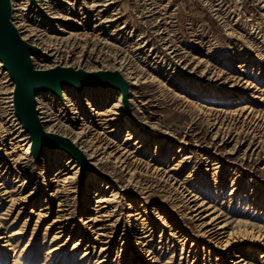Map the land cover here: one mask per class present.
Segmentation results:
<instances>
[{
  "label": "rangeland",
  "instance_id": "374dc122",
  "mask_svg": "<svg viewBox=\"0 0 264 264\" xmlns=\"http://www.w3.org/2000/svg\"><path fill=\"white\" fill-rule=\"evenodd\" d=\"M12 3L15 10H12L14 17L11 20L17 24L19 20L24 21V34L36 31L41 33L43 39L75 44L69 53H59V56L68 57L69 62L77 60L80 53H83L87 55L85 61L90 60L87 62L88 67L107 69L113 65L112 56L103 53L97 58L98 51L117 53L126 58L127 66L139 77L132 86L134 80L127 79L131 90L122 107L124 120L117 133H107L109 128H103L104 125L98 120L99 116L88 117L91 122L85 120L84 123L81 120L88 113L91 104L83 106L84 113L71 117L69 109L73 105L65 103L62 95L53 94L52 100V95L47 93L44 101L50 104L55 116L52 123L64 124L69 130H73L72 133L82 129L83 137L78 142L93 144L101 140L109 145L107 152L114 149L115 144V148H118L116 155L124 153L126 161H133L129 167L136 168V173L134 179L127 182V170L121 171L111 161L99 163L93 160L97 162L96 172L90 166L88 168L82 165L84 168L74 180L69 179L63 183L62 174L71 169L70 163L65 168L68 157L59 158L53 153L44 160L43 148L37 155L31 150L34 160L27 168L31 181L26 179L28 183L23 192L28 193L36 187V197L21 208L23 205L11 206L7 195L0 196V220L5 224L0 227V233L5 232L6 226L8 231L18 230L21 233L15 237L16 240H12L15 251L10 246L0 247V264L100 262L103 257L98 256L101 246L98 243L93 252L88 248L89 256L82 257L86 244H92V240L91 243L84 240L82 246L71 250L74 241L79 239L77 234L63 247L58 261L57 253H52L50 259L45 258L49 246H59L64 242L63 237L52 243L55 230L46 229L56 214L59 199L62 200L63 197L52 200L50 214L47 213V217L40 220L36 228V214L30 212H39L44 195L57 188L67 192L69 203L76 211L70 225L78 223L80 211H84L82 218L85 220L93 215L98 216L101 212L97 214L94 210H89L94 205V189L98 188L101 196L109 199L111 189L105 188V184L100 186V179L104 180L107 174L112 173L115 180H120L113 183L117 187L114 191L118 192L119 197L110 203L108 209L112 213V219L119 218L120 221L118 236L111 244L104 264H130L131 260L132 264H221L217 261L220 250L209 247L204 242V245L198 244L188 254L191 240L197 236L186 204L181 201L175 187L152 174V166H149V170L144 169L145 163L154 164L155 161L151 159L158 152L156 143L159 141L165 146L160 153L161 161L157 163L158 166L163 171L176 173L179 182L184 183H187L191 173H195V180L188 182L186 186L199 196L200 202L204 200L208 211H215L214 215H220L221 221L230 222V229L236 232H248L251 235L263 233L264 0H12ZM92 3L100 6L90 7ZM21 6L24 10L18 9ZM98 10L103 12L97 15ZM84 12L88 13V17L85 14L87 18L82 17ZM58 16H69L76 22L58 20ZM104 19L111 20L103 23ZM164 21L168 24L165 25ZM78 22L81 24H76ZM71 32H79V39L72 40ZM168 47H175L176 52L183 57L176 65L169 64L172 56L168 55ZM45 58L47 65L52 64L54 57ZM177 60L176 58L174 61ZM243 63L245 66L240 67ZM211 74L215 77L207 80ZM11 86L13 84L2 90L0 86L1 103L10 97L8 91ZM88 88L91 87H83ZM5 89L7 93L3 94ZM110 95L108 100L96 103L98 109L111 106L119 97L114 91ZM73 101L76 102V99ZM80 101L84 103V98L81 97ZM66 106L69 113L67 117L70 116L67 120V117H62L61 112ZM215 117L220 122H225L224 128L229 127L234 141L222 139L223 135L214 137L219 128L218 125L211 127ZM125 121L150 136L151 140L144 149L132 153L137 149L134 142L124 143L127 134ZM252 123H258L254 133H251ZM8 142L9 140L4 143ZM22 148L24 146L16 148L13 153H21ZM179 148L182 152L177 154ZM3 152L1 156L5 157ZM184 155L189 156V159L177 166ZM210 157L215 161L208 159ZM56 159L61 162L56 164ZM172 167L175 169L170 170ZM61 170L65 171L60 173ZM56 171L60 173L58 177H55ZM48 178L55 181L49 183ZM14 179L11 174L1 175L0 195L3 190H8L14 191V198L18 197L17 186L23 179L19 182ZM139 180L143 188L147 187L143 192L135 191L134 184ZM62 185L65 189H62ZM232 187H237L234 193H231ZM115 205L116 210L112 211ZM136 212L140 216L147 215L145 221H149V225L155 230L151 243L156 256L155 263L146 262L144 257L147 252H135L137 256L134 255L133 259L131 257L135 250L137 224L141 221L139 215L134 214ZM130 214L133 216H129ZM174 229L187 235L188 243L177 238V234L173 238L169 236ZM159 240L162 242L158 243ZM121 242H125L124 252H121ZM239 246L249 254L251 263L264 264V259L261 263L260 247L249 250L246 243ZM182 251L186 254H181Z\"/></svg>",
  "mask_w": 264,
  "mask_h": 264
},
{
  "label": "bare ground",
  "instance_id": "6f19581e",
  "mask_svg": "<svg viewBox=\"0 0 264 264\" xmlns=\"http://www.w3.org/2000/svg\"><path fill=\"white\" fill-rule=\"evenodd\" d=\"M11 1H10V7H12L11 10H15L13 7L14 6L13 3L11 4ZM96 6H100V5L92 3L90 7H96ZM18 9L24 10V7L23 6L18 7ZM48 10L50 11L51 9H48ZM101 12L103 11L98 10L97 15H100ZM50 14H53V12H51ZM85 14H87V17H88L87 12H84V16L82 17L85 18L86 17ZM10 15L12 18L14 17L13 16L14 14L12 13V11H10ZM58 17L60 18V19L57 18L58 20H62V21L72 20L73 22H76L75 19L73 18L71 19L69 16H62V17L58 16ZM54 18H56V16ZM110 20L111 19H104L102 22L107 23ZM10 22L16 29L19 38L31 47L32 52L30 53L29 58H30V61H31V64L34 70L48 71V70H52L54 68L59 67V68L72 69L74 71H83L86 73L110 72V73L118 74L119 77L123 80V82L126 85V90L113 88L111 86L104 87L106 88L104 90L102 88H99L98 86H90L91 88H88V89H83V88L78 89L70 85H63L58 94L54 93L51 90H37L36 97H35V111H36V118L42 129V132L46 135H56L70 142L76 148V150L80 152V154L83 156L85 163H86V167L88 166L89 168L90 166L91 170L96 172L97 162L100 163L104 161L105 162L111 161L115 165V167H117L121 171H125V170L128 171L126 173L129 175L127 182H130L131 179H134L133 177L136 173L135 172L136 168L132 169L129 167L130 165H132L131 163L133 161L131 163H129V161H126L125 158H123L124 153H121L120 155H116L118 152L117 151L118 148H115V144H114V149H112L110 152H107V150L110 149V147L108 144H106L105 142H102L101 140L96 141L93 144L86 143L85 141L78 142V140H81L83 137L81 136L83 130L81 129L79 132L72 133L73 130L72 131L69 130L67 126H64V124L52 123L55 120L54 119L55 116L53 115L50 104L45 103L44 101L45 94L47 93H50L52 95V100H53V94L55 96L62 95L65 103H69L68 105H73L69 109L71 117H77L81 113H84L83 106L84 105L87 106L91 104L89 106L88 113L86 114L85 117L82 116L81 120L85 123V120L90 121L89 118H91V116L93 115H96V117L99 116L100 118H98V120L99 122H101L102 125H104L103 128H109L107 133L111 135L113 133H117V131H119V128L121 127L120 124L124 120V114L122 113V107L126 104L125 101L128 99L130 90H131L130 85H129L130 83L127 82V79L130 78L131 80H134L133 83H131V86H132L135 83H137L138 77H139L138 75L134 73V70H132L130 67L127 66L126 58L120 57V54H117V53L110 54L106 51L100 53L98 51L97 58H100L103 53H106L107 56L108 55L112 56L111 60H113V65H110V67H107V69L88 67L87 62H89L90 60L85 61V57H87V55L83 53H80L77 60L69 62L68 57H65L64 55L59 56V53L61 52L69 53L74 48L75 46L74 43L70 44L68 41L63 42V41H58V40L49 41V40L43 39L41 33L39 34L36 31H33L30 34H24V32L26 31V26L24 25L23 20L17 21L18 24L16 22H13L12 20H10ZM76 24L80 25L81 23L78 22ZM164 24L166 25L168 24V22L164 21ZM78 35H79V32L70 33V37L72 40L79 39ZM93 47L97 49L96 46H93ZM167 49L169 50L168 55L172 56V58L170 57L169 59L170 60L169 64L171 63L173 65L174 64L176 65V63H178L183 57L182 56L180 57V55L176 52L177 50L175 47H168ZM92 52L94 53L93 50ZM45 56L54 57V60L51 62L52 64L47 65ZM176 58L178 59L177 62L174 61ZM245 63H243L240 67H244ZM115 65L116 66L118 65V67H116ZM204 77H206V75ZM213 77L215 76L211 74L210 77L207 78V80H211L213 79ZM3 78L5 79L3 80ZM217 78L215 80H218ZM12 84L13 86H11L10 88L11 90L8 91V94L10 95V97H7V100L4 103L3 102L1 103V100H0V152H1L0 153V178H1V175L11 174L14 176L15 178L14 180H16V182H19V180L21 179H23V181L17 186V191L20 192V193L18 192L17 198H14L13 196V192H14L13 190H12L13 192L8 191V190H3L0 196L7 195V197L10 198L9 202L11 206L23 205L21 206V208H23L26 203L32 201L37 195L36 187H33V189L28 193L23 192L25 188L24 187L25 184L28 183V180L26 181V179H29V180L31 179V176L27 172V168L32 164V161L34 160V157L31 153L32 146H33V139H32L30 132L27 131V129L25 128V125L23 124L18 114L16 113L15 103H14L15 84L9 72L4 68L2 61H0V86H2L1 90L6 88L7 85H12ZM7 89L4 90L3 94L7 93L6 92ZM105 90L107 91L106 93L103 92ZM113 91L117 93L119 97L116 100H114L111 106L106 107L104 109H98L96 106V103L97 102L101 103L103 101L108 100V98H111L110 94ZM0 94H1V91H0ZM81 97L84 98V103L80 101ZM73 99H76V102L73 101ZM4 104H7V105H4ZM61 112H63L62 114L63 118L67 117V115L69 114L67 110V106L64 107ZM69 117L70 116H68L66 120L69 119ZM213 120L214 121L211 124V127H214V126L216 127L217 125L219 127L217 131L214 133V137H216L217 135H223L222 139L226 138V140L232 139L231 141H234V136L233 138H231V132L229 131V127L226 126V128H224L225 122H223V120L220 122L217 117H215V119ZM253 125H255V123H252L253 129L251 130V133L252 132L254 133L255 127H258V123L255 126ZM125 126L127 129L126 130L127 134H126L124 143H129L130 141H133L134 142L133 145L137 146V149L131 152L134 153V152H138L144 149V147H146L151 140L150 136L146 135L145 133H142V130L140 128L134 126L130 122L125 121ZM249 128H247V130L250 132ZM8 140L9 142L5 144L4 142H7ZM7 144H9L10 146H7ZM156 144H157L156 150H158V152L154 155L153 159H151V160H154L155 162L152 165L145 163L144 169L149 170V166H152V174L159 177L160 179L162 178L166 183L169 182L168 184H170V186L175 187L174 189L177 191V194L181 198V201L184 202V204H186L185 207L186 209H188L190 213V219L193 220V223H194L193 226L195 228L196 236H197L195 239L191 240L190 249L189 251L187 250L188 254L192 253L193 248H197L198 244L200 243L203 244L204 242V244H207L209 247H216L220 250L217 261L219 260L221 264H253L250 262V259L248 258L249 254L245 253L243 251V247L239 246L241 244L246 243L249 245L248 246L249 250L250 249L253 250L257 247H260V250H262L260 252V258L262 259L261 261L262 263L264 259V231L263 233L257 232L251 235V234H247L248 232L247 233L236 232L233 229H230V222L221 221L220 215L218 214L214 215L215 211H208L209 208L205 207L204 200L200 202L199 196H197L195 193L190 191L189 187L186 186L188 182L195 180L194 179L195 173H191V175H189V179H187L188 180L187 183H184V182H179L177 178L178 176L176 175V173L171 174L170 171H165V170L163 171V169L158 166L157 163L161 161L160 153L163 147L165 146V144L162 141H159ZM4 146H6V148ZM21 146H24V148L21 149L22 150L21 153H18V154L13 153V152H16L15 151L16 148L21 147ZM42 148H43L42 152H43L44 160L48 159L49 156L53 155V153H55L56 157H59V158H61V156H63L64 158L65 156L68 157L67 158L68 160L65 163L66 164L65 168H67L68 163H70L71 166H69V169L70 167L71 169L64 173L63 171L65 170L60 171V173H63L62 175H64V177H62L61 179V182L63 183L67 182L69 179L74 180L77 177L80 170L84 168L82 166L83 163L80 162L78 158L74 157L71 153H69L68 151H66L65 149L61 147H52L47 144H44ZM7 149L10 151H7ZM2 151H4L3 153L5 154V157L1 156L3 155ZM179 152H182L180 148L178 149V153L177 151L176 153L179 154ZM184 156H185L184 158L181 157L183 159L180 160L177 166H180L181 164L184 163L185 160L189 159V156L187 155H184ZM208 159H211V157ZM59 160L56 159V164L61 162ZM212 161L214 162L215 159ZM208 162L210 161L208 160ZM172 169H175V168L172 167L170 170ZM58 173L59 172L54 173L56 175L55 177H58ZM112 174H107L105 177L106 179L104 178V180L100 179V186H103L105 184V188L111 189L110 191L111 193L109 194V199H106L103 195L101 196L99 189L94 187L95 188L94 197H93L94 205L90 207L89 210H92V211L94 210V212L97 214L101 212L98 216L93 215L88 220H85L82 218L83 214H85L84 211H80L78 223L74 225H70L71 220L74 218V215L76 214V211L73 209V206H71L69 203L67 192L65 193V191L59 190L57 188L54 189V191L52 190L48 194L46 193L44 195V198L42 201L43 205H41L40 208H38L39 212L37 213L35 211L30 212V214H34V215L36 214V218H37L36 225H35V228H36L39 221L42 220L43 218H46L47 215L50 214L49 209H50V203L52 202V200L56 198H61V197L64 198L62 200L59 199L58 204H57L58 209L57 211H55L56 214L46 227V229L51 228L55 230L53 232L54 235L52 237V241H51L52 243L57 242L63 237H64L63 238L64 242L60 244L59 246H53V245L52 247L49 246V249H47L45 253L46 255L45 258L47 257L46 259H48V257L50 259L52 257L51 256L52 253H57L58 255L56 254L57 255L56 260L58 261V259L60 258V254L63 251V247L68 243L71 237L77 234L79 235L78 236L79 239L74 241V245L71 250H74L82 246V242L84 240H88V241L92 240V244H89V243L86 244L87 248L84 249V253L82 254V257L86 258L87 256H89L90 250H88V248L92 249L91 251L93 252V250L95 249V244L98 243L101 245L99 252H98V256H102L103 258L100 262L96 264H104L107 262V257L110 253L109 250L111 248V244L113 243L115 238L118 236V232H119L118 228H119V221H120L119 218L113 220L112 219L113 217L111 216L112 213L108 209V206L110 205V203L112 201H115L119 197L118 192L114 190L117 188L115 185L116 184L115 182H118L120 180H115L114 179L115 176ZM66 175H71V176H66ZM47 180L49 183H52L55 181V180L53 181V179L49 180V178ZM0 187H2L1 184H0ZM134 187L136 188L135 191L137 192H143L144 189H147V187L146 188L142 187L140 180L135 182ZM236 188L237 187H232L231 193H234ZM62 189H65L63 188V185H62ZM128 208L131 209V206H128ZM46 210L48 211L45 212ZM111 210L115 211L116 205H115V208ZM2 214H5V212ZM134 214L139 215L138 217H140L139 219H141V221L139 224H137V228H136L137 233H136V236L134 237L135 250L131 257L132 259L134 258L135 252L137 253L140 252V254L147 252L144 257L146 258V262L155 263L156 262L155 252L151 248V243L153 242L155 230L153 226L149 225V221L148 222L145 221L147 219L146 218L147 215L144 217L143 215L140 216V214L137 212ZM129 216H133V214H130ZM0 218H2V216H0ZM99 222L101 223L98 225ZM3 226H5V224L3 221L0 220V227H3ZM4 229H5V232L0 233V244H1L0 247L10 246L15 251V247H12V244H13L12 240L21 233L18 230L8 231L7 226L4 227ZM67 233L68 235H66ZM176 234H177V238H180L181 240L183 239L184 243H188L189 238L187 235H184L182 231L179 232V231H176V229H174V232H170L169 236L173 238L175 237ZM161 238H162V232L160 233V239ZM161 242H162L161 240L158 241V243H161ZM120 245H121V252H124L125 242H121ZM237 245L239 247H237ZM196 252H195V255L197 256ZM183 253L185 252L182 251L181 254ZM196 258L197 257H195V260ZM132 263H133V260H131L130 264Z\"/></svg>",
  "mask_w": 264,
  "mask_h": 264
},
{
  "label": "water",
  "instance_id": "95a60500",
  "mask_svg": "<svg viewBox=\"0 0 264 264\" xmlns=\"http://www.w3.org/2000/svg\"><path fill=\"white\" fill-rule=\"evenodd\" d=\"M10 1L0 0V61L15 84V110L32 136V151L37 155L44 144L61 147L86 166L83 156L70 142L42 132L36 118L35 93L37 90H51L58 94L63 85L78 89L89 86H111L121 90H126V85L118 74L110 72L86 73L59 67L48 71L34 70L29 58L32 49L19 38L10 22V11H12Z\"/></svg>",
  "mask_w": 264,
  "mask_h": 264
}]
</instances>
